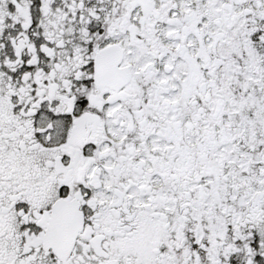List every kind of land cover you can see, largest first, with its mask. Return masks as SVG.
<instances>
[{"label": "snow or ice", "instance_id": "snow-or-ice-1", "mask_svg": "<svg viewBox=\"0 0 264 264\" xmlns=\"http://www.w3.org/2000/svg\"><path fill=\"white\" fill-rule=\"evenodd\" d=\"M0 264H264V0H0Z\"/></svg>", "mask_w": 264, "mask_h": 264}]
</instances>
